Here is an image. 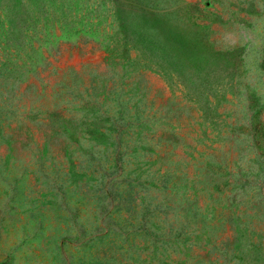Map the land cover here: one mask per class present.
<instances>
[{"label": "rangeland", "instance_id": "obj_1", "mask_svg": "<svg viewBox=\"0 0 264 264\" xmlns=\"http://www.w3.org/2000/svg\"><path fill=\"white\" fill-rule=\"evenodd\" d=\"M0 264H264V0H0Z\"/></svg>", "mask_w": 264, "mask_h": 264}]
</instances>
